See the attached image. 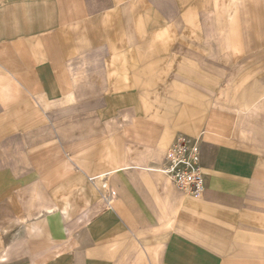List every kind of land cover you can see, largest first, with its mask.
Instances as JSON below:
<instances>
[{"label": "crops", "instance_id": "1", "mask_svg": "<svg viewBox=\"0 0 264 264\" xmlns=\"http://www.w3.org/2000/svg\"><path fill=\"white\" fill-rule=\"evenodd\" d=\"M0 264H264V0H0Z\"/></svg>", "mask_w": 264, "mask_h": 264}, {"label": "built area", "instance_id": "2", "mask_svg": "<svg viewBox=\"0 0 264 264\" xmlns=\"http://www.w3.org/2000/svg\"><path fill=\"white\" fill-rule=\"evenodd\" d=\"M200 148L199 139L179 137L162 160L160 172L183 194L199 196L203 191L204 180L198 163ZM101 189L105 198H112L107 185L103 184Z\"/></svg>", "mask_w": 264, "mask_h": 264}, {"label": "bare ground", "instance_id": "3", "mask_svg": "<svg viewBox=\"0 0 264 264\" xmlns=\"http://www.w3.org/2000/svg\"><path fill=\"white\" fill-rule=\"evenodd\" d=\"M246 110V109H245Z\"/></svg>", "mask_w": 264, "mask_h": 264}]
</instances>
